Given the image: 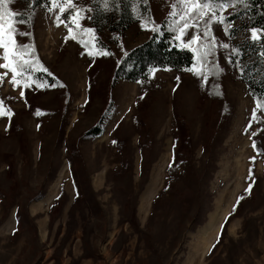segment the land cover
Returning <instances> with one entry per match:
<instances>
[{"label":"rangeland","instance_id":"1","mask_svg":"<svg viewBox=\"0 0 264 264\" xmlns=\"http://www.w3.org/2000/svg\"><path fill=\"white\" fill-rule=\"evenodd\" d=\"M77 2L99 15L82 21L97 32L74 30L76 40L48 5H4L32 17L17 39L52 75L32 73L24 89L0 69L3 108L15 113L0 116V264H264V106L239 69L220 49L225 71L207 83L173 68L116 77L175 0H147L148 16L143 0L122 4L144 18L121 32L102 6ZM101 46L113 55L87 54Z\"/></svg>","mask_w":264,"mask_h":264},{"label":"snow or ice","instance_id":"2","mask_svg":"<svg viewBox=\"0 0 264 264\" xmlns=\"http://www.w3.org/2000/svg\"><path fill=\"white\" fill-rule=\"evenodd\" d=\"M11 2L12 0H0V49L3 50V56L0 59L5 61L0 63V69L11 71V83L13 86L18 87L22 80L23 88L27 89L31 87L28 80L32 73H38L41 70L49 76L52 73L38 59H34L36 52L32 44H24L18 41L17 37H28L32 33L20 30L17 25H26L32 17L25 18L21 13L4 7V5ZM39 2L40 0H38ZM42 2L48 5L47 12L58 10L59 14L56 15L57 26L63 23L67 28L68 36L66 39L76 40V35H73L74 30L89 34L97 32L95 27L85 28L82 26L84 19L90 21L95 19L93 15H89L93 12L92 7L78 4L77 0H42ZM132 2L133 0H93V5L97 8L102 6V12L106 16L121 4L129 5ZM253 2L254 0H175L170 14L172 18L165 21V26L173 34L172 42L174 47L181 51H191L194 54L195 63L191 67L185 68L184 71L193 73L196 77H203L204 82L207 83L209 75L218 76L225 71L224 67L218 63L220 49H223L227 53L225 56L226 63L229 66L238 68L240 74L244 75L246 73L242 63L244 51L241 46L230 43L236 38L237 28L235 21L230 19L232 13L228 10H236L238 7L243 6L246 11ZM142 7L144 10L150 9V4H148L147 0H143ZM226 12L228 15H225ZM65 13L68 15L64 20H61ZM258 14L264 16V11ZM68 20H70V24L66 22ZM216 29L222 31L223 36L229 42L219 38L216 35ZM151 30L163 35V31L160 28L153 26ZM243 30L250 34L249 47L256 48L260 62L264 63V47H259L264 44V26L248 27ZM96 46V43H93L91 48H96ZM85 47H88V45H85ZM87 54L89 56L98 54L101 57L113 55L112 52L104 50L103 46L99 48L98 52L94 53L90 49ZM124 55L127 56L128 53L125 52ZM165 70L170 71L171 69ZM156 71L158 69L155 67L149 69V73L153 76ZM5 75H7V72L0 74V83L3 82ZM176 79L179 80L180 78L177 77ZM33 82L36 83L37 87L42 86L38 78ZM60 87L63 88L65 85L60 84ZM24 95V91H21L20 96L23 97ZM3 104L4 101L0 99V116L7 115L11 117L15 114L11 109L5 111ZM37 114L39 115L40 113L37 112ZM253 119H255V113H253ZM248 127H251V123H249ZM253 147H256L255 142ZM246 191L249 194L251 193V185ZM239 199L243 200L244 197L241 196Z\"/></svg>","mask_w":264,"mask_h":264},{"label":"trees","instance_id":"3","mask_svg":"<svg viewBox=\"0 0 264 264\" xmlns=\"http://www.w3.org/2000/svg\"><path fill=\"white\" fill-rule=\"evenodd\" d=\"M21 2L28 5L33 11L45 6L42 0H40L39 3L38 0H21ZM141 7L142 4L140 5V8ZM131 11L129 6L124 7L122 4L117 9L110 11L107 16H105L109 30L121 32L132 22L144 18L140 13V16L134 19ZM262 11H264V0H254L246 11L243 9V6L233 10L230 19L235 21L237 31L236 38L230 41V43L242 47L244 51L242 63L244 64L246 73L244 75L239 73L240 78L247 85L249 93L254 100L264 106V63L260 62L256 48L249 47V33L244 31L243 40L239 41L238 39L239 29L264 26V16L258 14ZM97 13L98 11L92 12V15L95 17L93 20L94 25L99 15ZM145 13L146 16H148L149 10H145ZM237 13H239V15H237ZM160 29H162L163 35L155 32L145 44L128 51V55L123 56L117 69L116 77L121 74L128 80L137 81L139 79H145L148 76L149 69L153 67L173 68L183 71L185 68L191 67L192 64L195 63V57L191 51H181L173 46V34L168 31L167 27L162 25ZM259 47H264V44H261ZM42 79H44V77ZM45 80L47 81V78H45L44 81ZM49 81L51 84L54 83L50 79ZM100 133L101 129L98 127H94L87 132L88 135L93 136H97Z\"/></svg>","mask_w":264,"mask_h":264}]
</instances>
